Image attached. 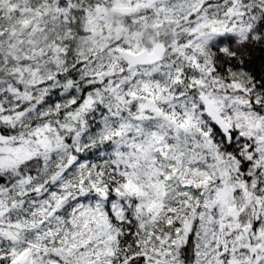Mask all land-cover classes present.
Instances as JSON below:
<instances>
[{
	"label": "snow or ice",
	"instance_id": "snow-or-ice-1",
	"mask_svg": "<svg viewBox=\"0 0 264 264\" xmlns=\"http://www.w3.org/2000/svg\"><path fill=\"white\" fill-rule=\"evenodd\" d=\"M0 264H264V0H0Z\"/></svg>",
	"mask_w": 264,
	"mask_h": 264
}]
</instances>
